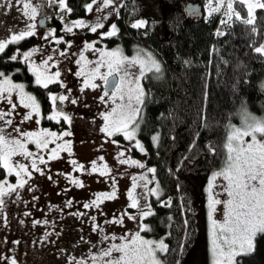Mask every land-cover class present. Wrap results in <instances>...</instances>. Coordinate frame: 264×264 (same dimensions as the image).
Listing matches in <instances>:
<instances>
[{
	"label": "rangeland",
	"instance_id": "rangeland-1",
	"mask_svg": "<svg viewBox=\"0 0 264 264\" xmlns=\"http://www.w3.org/2000/svg\"><path fill=\"white\" fill-rule=\"evenodd\" d=\"M124 1L114 0L113 4L106 6L103 0H90L86 4L83 15L71 16L66 0L63 5L60 0H31L32 5L37 7V15L41 11L47 14L44 15L46 25L40 27L37 21L34 22L35 17L30 18L25 14L22 0H0V42L10 41L13 35L32 30L35 42L25 48L18 46L20 40L14 42L12 56H20L27 63L32 73V84L43 86V84L36 83L34 67H39L45 77L54 76L56 72H59L60 76L54 82L59 84V88L50 92L49 99L51 100L52 96L68 97L64 101L57 100L55 104L51 100L49 109L44 111L42 102L38 101L34 92L27 88L23 80L20 81L12 73L0 69V73L3 74L0 75V87H9L8 84L3 83L5 78L13 85H23V92L35 97L40 107L39 114L33 113L28 119L26 117L31 109L25 107L27 100L21 103L20 90L0 92V135H4L8 141L20 140L27 151L33 153L32 157H27L19 148H16V154L10 158L12 164L17 166V170H19V165H26L31 176L22 173L24 179L28 181L27 184L3 197L5 203L0 206V264H12L13 260L16 264H20L21 260L27 264H82V262L83 264H103L101 253L104 250L112 245L130 243L137 237V234L143 240L154 242V247L161 241L166 245L163 237H155L144 232L143 219L145 216L141 215V212L151 210L149 198L151 195L157 196L159 188L154 172L148 171L153 167L147 164L145 152H141L136 147V142L139 141L136 131L133 140H128L123 132H114L112 136H109L103 131L106 124L109 125V130H112L113 122L119 121L120 109L117 106L127 105L129 90H133L131 93L133 97L138 95L137 82L143 90L141 65L126 63L121 66L119 73H114L117 76L116 83H119L121 77L124 78L122 91L117 93L116 97H113L114 88L106 91L105 82L101 79V75L108 72L106 62L108 58L104 54L119 50L129 61L138 55L146 61L156 60L150 50L141 49L136 45H133L132 50L127 52L119 44L110 46L106 43V39L111 37L106 33L113 30V25L116 26V34L118 32L116 19ZM139 1L140 15L130 21L131 25L139 21L146 22L148 17L160 13L155 2ZM89 5H91V10H89ZM212 5V7L217 6L215 2ZM222 9L227 10V0ZM76 21H83L86 27H73L72 32H67L65 25L72 26ZM97 24L102 27L92 32L91 28ZM31 25H35V28H30ZM88 45L92 47L89 48ZM34 49L37 51L33 52ZM26 52H33L28 60H25L23 56ZM82 56L84 59H81ZM49 57H51L50 60ZM45 60L48 61L47 68L43 67ZM100 64H103L99 68L100 74L90 78ZM81 70L84 75L78 76L77 73ZM146 71L147 69H144V73ZM85 80H88V87H85ZM92 84L97 86L92 87ZM120 95L125 97L123 101L119 99ZM132 103L134 107L137 106L135 99ZM114 108L117 112L106 121L104 117L113 113ZM125 111H127L126 107ZM56 112H63L69 116L71 123L63 117L58 120L48 118ZM246 116L264 121V118L262 119L257 113L250 112L246 105L240 106L227 126L222 163L204 181L207 195L210 264H215L217 259L224 260V257L214 256L212 252L209 200L210 197L222 202L229 199L225 191L228 182L223 176H217L213 180V175L222 172L227 167L228 138L233 129L246 127ZM43 119L47 122L44 123ZM248 123H252V120L249 119ZM45 130L61 136L60 139L45 137L50 141L46 149L38 148L34 142L35 138L23 135L24 133H42ZM65 131L70 132L71 135L62 136ZM256 139L264 142V134L257 133ZM244 140L251 142V135L245 137ZM65 141L70 142V151L57 149L58 158L49 159L51 149L56 148L58 144H64ZM139 143L141 144L140 141ZM236 146L233 142V147ZM3 148L4 146L0 145V149ZM41 157L46 163L41 162ZM34 159L40 168L39 172L31 167ZM121 160H137L144 167L140 168L131 163L122 164ZM72 161H76V165H83V170L73 165ZM94 164L99 169L98 171H92ZM0 165L5 170L0 184H4L5 188L8 185H16L21 177L16 176L14 172L10 173L4 167L2 157H0ZM101 172L105 174L101 175ZM142 176H146L147 181H151L146 187V181L140 179ZM133 177L136 178L135 181ZM73 179L79 180L83 186L72 183ZM134 183L136 187L133 192ZM210 185H212L211 191L209 190ZM152 189H156V192ZM113 191L115 198L104 200L98 208L84 207L85 204L96 200L100 194ZM130 192H133L138 202L137 208L131 207ZM69 202H71L70 205ZM49 204L56 206V210H50ZM57 215L60 216V226L52 220ZM225 216L226 204L216 205L213 218L222 222ZM45 220L48 221L47 224L43 223ZM118 220L121 222H117ZM17 229L21 231L22 239L16 243L12 241L11 236ZM242 242L243 240H238L237 246ZM69 244L74 246V256L66 257L61 251L62 247ZM130 247L141 248V255L145 257L142 264H148L150 258L144 252L146 246L137 241L136 245H130ZM163 252L158 247L156 248L157 261L160 262V255ZM121 255V252L113 250L111 257L103 259L115 260ZM93 256L97 257V261L92 260ZM32 257L37 258L39 262L32 263ZM62 257L64 259L60 260ZM236 259L237 256L235 262ZM186 264H199L196 249L190 251Z\"/></svg>",
	"mask_w": 264,
	"mask_h": 264
},
{
	"label": "trees",
	"instance_id": "trees-1",
	"mask_svg": "<svg viewBox=\"0 0 264 264\" xmlns=\"http://www.w3.org/2000/svg\"><path fill=\"white\" fill-rule=\"evenodd\" d=\"M89 1L66 0L71 16L83 15ZM144 1L155 2L160 13L148 17L143 27H133L130 21L140 15V1L125 0L116 19L118 32L106 39L127 52L133 45L150 50L161 66L160 73L142 76L143 103L135 121L159 188L149 198L151 215L143 219L144 232L165 240L159 264H186L194 249L199 264H210L204 181L222 163L227 126L236 110L246 105L264 118V54L254 50L264 45V9H255L249 25L244 23L247 8L239 2L234 11L241 18L228 20L227 10L211 12L218 0ZM192 1L200 3L201 16L187 6ZM34 40L28 37L23 44ZM12 49L8 45L0 52V69L23 73L14 76L28 81L27 88L48 110L49 94L59 84L33 85L27 63L12 59ZM4 175L0 165V179ZM236 264H264V234L255 235L253 251L238 255Z\"/></svg>",
	"mask_w": 264,
	"mask_h": 264
},
{
	"label": "snow or ice",
	"instance_id": "snow-or-ice-1",
	"mask_svg": "<svg viewBox=\"0 0 264 264\" xmlns=\"http://www.w3.org/2000/svg\"><path fill=\"white\" fill-rule=\"evenodd\" d=\"M23 2V9L25 14L28 15L30 18H34L37 15V7L33 6L31 0H22ZM225 0H218V4L215 7H211V12H220L221 8L224 6ZM241 3L246 6L247 8V16L248 18L244 20V23L252 25L254 24V11L255 9H264V2L262 0H227V12L225 15L228 17V20H231L233 16L237 19H240V13L234 11V4ZM60 3L63 5L64 0H60ZM103 3L107 5H111L114 3V0H103ZM89 10H91V5L88 6ZM70 11V9H69ZM227 20H222L221 23H227ZM144 21H139L133 25V27L140 28L144 26ZM73 27H86L83 21H76L73 23L72 26L65 25V30L67 32H72ZM98 27H102V25L97 24L91 28L92 32H96ZM30 28L34 29L35 25H31ZM112 31L106 33L107 36H114L116 35V26H112ZM34 32L32 30H26L21 32L19 35H13L10 41L7 42H0V52H3L4 49L7 47L8 43H14L19 40H23L26 36H32ZM219 34V33H218ZM89 48L92 45H88ZM255 52L264 54V45L260 47H256ZM37 51V50H33ZM33 52H26L23 53L25 60L33 55ZM63 55V53H61ZM107 59V67L108 72L107 74L101 75V79L104 80L105 83H108V77L113 75V73H119L121 71V66L125 65L126 63H135L141 65V73L140 75H144V69L147 71L152 72L153 70L156 73L161 72L160 64L154 60L149 59L148 61L142 59L139 55L135 57L133 60L129 61L127 57H125L119 50H114L111 52H107L104 54ZM12 59H16L15 56ZM49 60L51 57L48 58ZM81 59H84L83 56ZM79 63V61H78ZM48 61L45 60L43 62V67L47 68ZM103 64H100L96 67L92 76L90 78H94L95 75L100 74L99 68L102 67ZM33 71L36 73V83L43 84L44 87H47L49 83H54L60 76L59 72H56L54 76L45 77L44 74L40 71L39 67H34ZM0 75H3L0 73ZM78 76L84 75L83 70L77 73ZM43 77V78H42ZM4 84H8V88L0 87V92H10L14 89L20 90L21 93V103H25V100L28 102L25 103V107L30 108L31 112H29L26 118L30 119L33 113L39 114V104L36 102V98L27 95L23 92V85H13L11 82L5 78L3 81ZM124 84V78L121 77L119 83L113 85V97H116L117 93L122 91V85ZM89 83L88 80H85V87H88ZM92 87H96L97 85L92 84ZM136 90H138V95L131 94L133 90H129L128 95V103L127 105H118V109H120V119L119 121L113 122L112 130H109V125L106 124L103 131H105L109 136H112L114 132H123V135L128 140H133L135 136V131L138 128V125L135 123L136 115L139 113L140 108L139 105L143 103V96L144 92L140 89L139 83L136 84ZM107 95V93H105ZM68 99L66 96H52L51 100L53 104L56 103L57 100L64 101ZM120 100H124L125 97L120 95ZM133 99L136 101L137 106H133ZM75 103V101H72ZM15 107V105H13ZM125 107L127 111H125ZM117 109H113V113L106 115L104 118L106 121L110 120V116L115 114ZM60 117L67 120L71 123V118L65 115L63 112H56L53 113L49 119L58 120ZM251 119L252 123H248V120ZM246 127L243 129H233L231 135L229 136V158H228V165L222 171L215 173L213 175V180L217 176H223L224 179L228 182L225 191L229 196L227 201H220L218 199H214L210 197L209 200V217L211 219V238H212V252L214 256H221L224 257V260L217 259L215 264H236L235 257L238 255L250 253L253 251V238L257 233L264 234V142L258 141L256 139L257 133L264 134V121L257 120L254 117H245ZM130 126H134L131 127ZM29 138H35L34 142L36 143L38 148H47L49 140L45 139V137H52L54 139H60L61 136H58L55 132H49L45 130L42 133H24L23 134ZM71 135L70 132L65 131L62 133V136H69ZM251 135L252 140L251 142H246L244 140L245 137ZM154 139H158L154 137ZM233 142L237 145L233 147ZM0 145H3L4 148L0 149V157H2L4 161V167L9 170L10 173L14 172L16 176L21 177L20 180L16 185H8L5 188L4 184H0V206L4 205L5 201L3 197L5 195H10L12 192L16 191L18 188L24 187L27 184V180L24 179L23 174L27 176H31V172L28 171V167L26 165H19L17 170V166H14L10 160L11 156L16 154V148H19L22 153L27 157H32L33 153L27 151L25 145L21 143L20 140H12L8 141L5 139L4 135H0ZM15 146V147H14ZM136 147L139 148L141 152L144 151L143 146L136 142ZM57 149L69 150L70 151V142L65 141L64 144H58L56 148L51 149V155L49 159H56L58 158ZM123 156V153H121ZM103 159V158H101ZM42 163H46L43 158H40ZM73 165H76V161H72ZM120 163L128 164L131 163L133 165H137L140 168H143L144 165L141 164L137 160H121ZM80 170H83V165H76ZM31 167L36 169V171H40V168L37 166L36 160L34 159ZM93 165L92 171H98ZM149 172H155V169H148ZM105 173L101 172V175ZM135 177L133 180L135 181ZM140 179L146 181L145 187L147 183L151 181H147L146 176H142ZM72 183L78 184L79 186H83V184L76 179L72 180ZM135 183L133 184V192L135 190ZM212 185H210L209 190L211 191ZM153 192H156V189H152ZM133 192L129 193V196L132 198L131 207L137 208L138 202L133 195ZM115 198V192L112 193H102L97 196L96 200L92 201L89 204H85V208L90 207H99L100 203L104 200H110ZM221 203L226 204V216L225 219L221 221H217L213 218V215L216 211V205ZM71 202H69V205ZM78 215H80L78 213ZM141 215L148 216L151 215L150 211H142ZM135 219V217H132ZM95 221V217L92 218ZM117 222H121L118 220ZM36 223H40V221H36ZM43 223L47 224L48 221H43ZM147 228V226H144ZM107 239V237H105ZM238 240H243L242 243H239L237 246ZM137 241L141 245L146 246L144 252L150 258L148 264H159V261L155 258V250L158 247L159 250L165 251L166 245H164L163 241L159 242L158 245L155 247L154 242L143 240L137 234V237L133 239L130 243H125L122 245H112L107 250H104L101 253V259L103 260V264H142L145 257L141 255V248L135 247L132 248L130 245H136ZM119 251L122 253L119 259H106L103 258L111 257L112 251ZM92 260L95 262L97 261V257L93 256ZM12 264H16L15 260H13ZM83 264V262H82Z\"/></svg>",
	"mask_w": 264,
	"mask_h": 264
},
{
	"label": "flooded vegetation",
	"instance_id": "flooded-vegetation-1",
	"mask_svg": "<svg viewBox=\"0 0 264 264\" xmlns=\"http://www.w3.org/2000/svg\"><path fill=\"white\" fill-rule=\"evenodd\" d=\"M44 15H47L46 13H45V11H41L40 13H39V15H37V16H35V18H34V22L35 21H37L38 22V24H39V26L41 27V26H45L46 25V23H47V21H46V19H45V16ZM33 37H35L34 35H32ZM32 36H27V37H25L23 40H20L19 42H18V46L19 47H22V48H25V47H27V46H25L24 44H23V41H25L28 37H32ZM8 45H11L12 47H13V43H8L7 44V46ZM30 46V45H29ZM12 53H13V49H12ZM17 59H21V57L20 56H15ZM22 60V59H21ZM27 67H28V65H27ZM30 71V70H29ZM15 73H19V74H23V73H20L19 72V70L18 71H14V72H12V74L14 75ZM32 74V73H31ZM18 80H23V79H18ZM24 81V83L25 84H28V81H26L25 79L23 80ZM33 85H35V84H33ZM39 86V85H38ZM34 96L38 99V101H40L41 100V97L39 96V95H36V93H34ZM50 100V99H49ZM49 102H51V100L49 101ZM49 209L50 210H56V206H54L53 204H49ZM60 216L59 215H57L54 219L52 218V220L53 221H55V223H57V225H59L60 226ZM14 235L13 236H11V239H12V241H14V242H18V241H20L21 239H22V234H21V231H19V229H17V230H15V232L13 233ZM75 242V241H74ZM76 243V242H75ZM73 244H69V245H66V246H64V247H62V251H61V253L62 254H64V255H66V257H70V256H74V253H73V247L74 246H72ZM75 245V244H74ZM31 259V258H30ZM64 258L62 257V258H60V260H63ZM49 260H53V258H49ZM34 262H39V260L37 259V258H35V257H32V263H34ZM20 264H27L26 262H24L23 260H21V263ZM35 264V263H34Z\"/></svg>",
	"mask_w": 264,
	"mask_h": 264
},
{
	"label": "water",
	"instance_id": "water-1",
	"mask_svg": "<svg viewBox=\"0 0 264 264\" xmlns=\"http://www.w3.org/2000/svg\"><path fill=\"white\" fill-rule=\"evenodd\" d=\"M187 4H188L187 6L192 11L197 12L200 16L202 15L201 5L198 1L188 2ZM116 81H117V76L116 74L113 73V75L108 77V83H105V90L108 91L113 89L114 88L113 85L116 84Z\"/></svg>",
	"mask_w": 264,
	"mask_h": 264
}]
</instances>
